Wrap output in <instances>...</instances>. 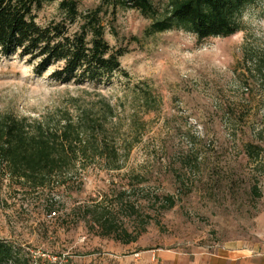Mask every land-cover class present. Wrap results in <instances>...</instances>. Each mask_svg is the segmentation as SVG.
Listing matches in <instances>:
<instances>
[{
    "label": "rangeland",
    "instance_id": "obj_1",
    "mask_svg": "<svg viewBox=\"0 0 264 264\" xmlns=\"http://www.w3.org/2000/svg\"><path fill=\"white\" fill-rule=\"evenodd\" d=\"M154 1L165 12L167 0ZM62 17L55 1L38 22ZM153 21L130 7L106 15V38L129 50L121 58L128 75L106 83L59 81L56 65L39 76L26 58L0 55V118L91 110L120 155L119 169L108 156L91 160L67 186L37 190L0 167V240L15 246L16 264H50L49 255L67 264H133V253L152 248L260 242L264 2L245 10L241 31L201 42L185 29L150 31ZM249 143L261 146L259 156L249 155Z\"/></svg>",
    "mask_w": 264,
    "mask_h": 264
},
{
    "label": "trees",
    "instance_id": "obj_2",
    "mask_svg": "<svg viewBox=\"0 0 264 264\" xmlns=\"http://www.w3.org/2000/svg\"><path fill=\"white\" fill-rule=\"evenodd\" d=\"M55 1H59L63 17L40 24L39 12ZM87 1L0 0V55L26 58L39 76L56 65L51 76L59 81L106 83L116 74L128 75L121 58L129 50L111 45L104 22L106 15H115L120 7L135 8L153 18L150 31L185 29L201 42L241 31L245 10L257 1L264 2L167 0L163 12L154 0H100L95 6L83 8ZM257 70L264 85L262 65ZM107 107L112 113L113 107ZM93 115L91 110L74 115L65 109L55 118H0V167L10 180L33 190L67 186L72 180L69 175L78 176L87 170L89 161L107 156V160H113L112 168L119 169V152L103 135L105 122ZM246 148L252 156H259L262 150L252 143ZM254 191L261 196L257 186ZM109 224L112 231L115 223ZM25 260L29 262L28 258ZM16 262H20V255L15 246L0 240V264Z\"/></svg>",
    "mask_w": 264,
    "mask_h": 264
},
{
    "label": "crops",
    "instance_id": "obj_3",
    "mask_svg": "<svg viewBox=\"0 0 264 264\" xmlns=\"http://www.w3.org/2000/svg\"><path fill=\"white\" fill-rule=\"evenodd\" d=\"M133 264H264V233L260 242H224L214 249L191 251L152 248L132 254Z\"/></svg>",
    "mask_w": 264,
    "mask_h": 264
},
{
    "label": "built area",
    "instance_id": "obj_4",
    "mask_svg": "<svg viewBox=\"0 0 264 264\" xmlns=\"http://www.w3.org/2000/svg\"><path fill=\"white\" fill-rule=\"evenodd\" d=\"M49 258H50V260H52V263H50V264H67L65 262L66 261L65 259H67V258H65V256L59 257L56 255H52V256L49 255Z\"/></svg>",
    "mask_w": 264,
    "mask_h": 264
}]
</instances>
